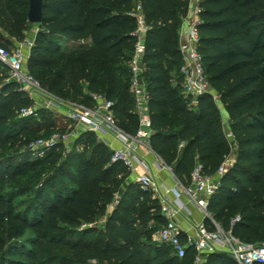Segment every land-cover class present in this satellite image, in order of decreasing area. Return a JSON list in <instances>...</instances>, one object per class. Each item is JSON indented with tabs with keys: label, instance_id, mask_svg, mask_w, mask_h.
<instances>
[{
	"label": "trees",
	"instance_id": "1",
	"mask_svg": "<svg viewBox=\"0 0 264 264\" xmlns=\"http://www.w3.org/2000/svg\"><path fill=\"white\" fill-rule=\"evenodd\" d=\"M136 2L141 3L148 25L142 76L151 123L150 148L186 183L195 161L202 163L205 174H215L231 154L232 141L226 135L231 133L236 145L233 164L219 177L207 210L238 241L261 242L264 0L198 2L199 51L209 87L218 95L216 101L203 94L192 104L180 88L179 28L188 14L189 0H43V17L26 60L28 71L60 99L79 97L73 101L91 105L90 93H98L112 100L117 125L134 134L138 115L128 81ZM27 8L28 0H0V27L18 24L16 37L20 38L28 25ZM64 42L65 47H78L77 52L65 50ZM2 69L8 70L0 61V72ZM173 70L179 76L175 86L170 83ZM81 80L85 92L76 84ZM28 108L33 113L21 115V110ZM48 116L47 109L34 108L33 99L18 82L0 77V145L11 138L18 146L48 139L57 130L51 125L42 128ZM36 120L39 128L31 124ZM74 144L78 148L72 149L77 159L71 174L73 186L56 192L33 222H25L39 232L38 240L64 247L65 254H52L33 264H194L192 245L178 257L171 247L152 240L154 230L164 222L159 200L150 191L141 190L121 162L111 161L112 150L90 132L75 137ZM59 146L47 148L40 158L26 156L15 165L0 163V185L29 171H51L53 177L62 169L51 166L59 159L55 153ZM116 195L118 199L108 212ZM235 216L239 219L232 222ZM3 219L0 213V222ZM204 223L213 228L209 218ZM11 264L24 263L12 260ZM203 264L237 262L226 251H213L203 254Z\"/></svg>",
	"mask_w": 264,
	"mask_h": 264
},
{
	"label": "built area",
	"instance_id": "2",
	"mask_svg": "<svg viewBox=\"0 0 264 264\" xmlns=\"http://www.w3.org/2000/svg\"><path fill=\"white\" fill-rule=\"evenodd\" d=\"M193 5L191 15L184 18L186 25L182 32V41L179 45L181 64L179 74L181 75V91L191 98V103L197 102V97L203 94H210L211 99L216 101L218 95L210 87L204 67L202 56L199 51L200 34L198 24L200 19L198 13L199 0H191ZM136 17V26L133 31L135 37L133 51L129 60V91L133 95L135 112L138 115V128L134 134L121 129L114 118L112 105L113 101L98 93H90L92 104L87 105L81 102H71L60 99L44 89L39 81L28 71L26 67L27 54L24 45L18 44L13 49L0 45V61L6 65L9 72V79L18 82L20 89L28 93L33 99L37 94L43 93L47 96L46 107L52 104L56 110L62 111L64 123H70L71 132L54 131L48 139L37 138L28 142V148L35 153L39 147L51 148L57 143H65L71 134L80 135L84 132L93 133L98 140L109 148L111 140L108 134L119 141L118 147H112L111 161L121 162L129 171V177L141 190L150 191L159 200L160 213L164 222L159 224L152 234V240L157 245L171 247L174 254L181 257L185 253L187 245H192L196 255L194 264H203V254L213 251H226L233 256L237 264H264V240L259 243H244L238 241L229 231H224L210 216L207 210L210 197L218 188V180L205 174L203 165L195 161L186 183L180 182L172 173L169 166L164 164L157 155L150 164L144 157L141 148L150 147L148 144L151 134V123L148 115L146 84L142 76L145 55V35L148 25L140 2H136L133 9ZM29 47L32 42L26 41ZM34 108H36L34 106ZM54 108V109H55ZM33 113L32 108L22 109L21 115ZM69 125V126H70ZM229 139L231 133L226 134ZM182 146V143L179 144ZM234 158L226 157L218 166L215 175L219 178L233 164ZM156 170L168 169L171 173L172 185H165L157 180L150 173L151 167ZM182 195L186 197L183 201ZM118 196H115L107 211L115 205ZM189 204L197 206L203 215L210 219L213 228L209 229L204 222L194 223L195 234L182 238V230L178 223V215L183 214L189 220ZM239 219L235 216L232 222Z\"/></svg>",
	"mask_w": 264,
	"mask_h": 264
},
{
	"label": "rangeland",
	"instance_id": "3",
	"mask_svg": "<svg viewBox=\"0 0 264 264\" xmlns=\"http://www.w3.org/2000/svg\"><path fill=\"white\" fill-rule=\"evenodd\" d=\"M6 26V29L0 27V38L3 40L0 44L8 49H13L16 44L20 43L24 45V49H27L28 45L24 41H29L30 35L38 30L37 23H28L27 28L21 34L22 36L18 38L16 34L20 26L12 22H9ZM63 48L72 54L77 52L78 49V47H65V42ZM0 77L9 79L8 70L2 69ZM76 84L83 88L85 92V82L83 80ZM68 98L72 100H69L71 102L79 100V97L69 96ZM47 102L48 98L43 93L34 96V106L36 108H45L50 111V116L45 119L42 128L51 125L57 128L56 131L71 132L70 123H64L61 109L56 110L53 104L46 107ZM31 124L35 128L41 126L38 120L33 121ZM77 136L79 135L71 134L65 143H57L62 145L55 149V153L60 156L51 166L60 165L62 169L60 172L53 173V177L51 171H48L49 173L47 171L41 173L39 171H29L26 175L19 176L15 180H5L0 185V213L5 216V219L0 222V264H11L12 260L24 264H33L46 259L52 254L59 256L65 254L64 247L49 246L44 240H38L39 232L32 226L26 225L25 222H33L37 213L51 201L56 192L73 186L71 174L74 172L73 165L77 159L72 149L78 148L74 144V139ZM17 143L12 138L2 142L0 145V163L15 165L25 161L26 156L40 158L47 152V148L41 146L33 153L28 148V143L21 146H18ZM25 152L29 155L24 154Z\"/></svg>",
	"mask_w": 264,
	"mask_h": 264
},
{
	"label": "crops",
	"instance_id": "4",
	"mask_svg": "<svg viewBox=\"0 0 264 264\" xmlns=\"http://www.w3.org/2000/svg\"><path fill=\"white\" fill-rule=\"evenodd\" d=\"M192 1L189 0V8H188V15L190 17L191 15V3ZM185 22V19H182V23L180 24V28H179V45L182 41V32L185 30V27L186 25H184L183 23ZM35 34H36V31L34 33H32L30 35V39H28L30 42H33V39L35 37ZM26 41H24L25 43ZM17 45V44H16ZM29 46L27 49H24V51L26 52L27 56L29 54ZM179 79V76H178V73H177V70H173L172 73H171V78H170V83L172 86H175L176 85V82L178 81ZM223 113L221 111V115L222 117L223 116ZM225 119V117H224ZM226 123V121H225ZM226 127H227V123H226ZM107 138H109L111 140V147L110 149H112V147H118L120 145L119 141H117L112 134H108L107 135ZM232 141V151H231V154H230V157L234 158V155H235V150H236V145L235 143L233 142L232 138L230 139ZM142 150V153L144 155V157L146 158V160L152 164L154 162V160L156 159V156L157 154L150 148H141ZM150 170V173L152 175H154L157 180L161 183H164L165 185H172V179H171V173L168 169H163V170H156L155 167H151ZM212 177L215 179V180H218L219 178L213 174ZM131 179V178H130ZM183 201H186V197L184 195H182V198H181ZM189 209H190V213H189V220L186 218L185 215L183 214H180L178 215V223L180 225V228L182 230V238L186 237L187 234L188 235H193L195 234V227H194V223H197V222H204V219L206 218L203 213L197 208V206L193 205V204H189L188 205ZM150 226H153L154 223L153 222H150L149 223Z\"/></svg>",
	"mask_w": 264,
	"mask_h": 264
},
{
	"label": "water",
	"instance_id": "5",
	"mask_svg": "<svg viewBox=\"0 0 264 264\" xmlns=\"http://www.w3.org/2000/svg\"><path fill=\"white\" fill-rule=\"evenodd\" d=\"M193 3L190 5L192 6ZM43 17V0H28L27 22L39 24ZM226 117V114L223 113Z\"/></svg>",
	"mask_w": 264,
	"mask_h": 264
}]
</instances>
